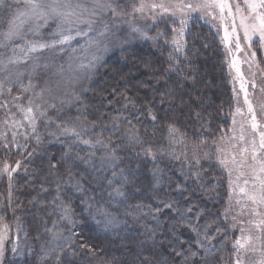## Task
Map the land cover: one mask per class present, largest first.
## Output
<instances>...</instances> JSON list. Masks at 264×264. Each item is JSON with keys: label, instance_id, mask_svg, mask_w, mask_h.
I'll list each match as a JSON object with an SVG mask.
<instances>
[{"label": "trees", "instance_id": "16d2710c", "mask_svg": "<svg viewBox=\"0 0 264 264\" xmlns=\"http://www.w3.org/2000/svg\"><path fill=\"white\" fill-rule=\"evenodd\" d=\"M184 40L181 54L172 52L170 45L149 43L112 53L71 109L74 116L80 115L90 126L96 122L86 139L100 138L108 144L107 149L101 145H74L73 158L76 153L99 157L114 151L119 158L117 172L124 170L119 180L127 193L125 197L109 195L111 169L63 158L72 140L47 141L31 158L28 152L32 149L21 152L0 147V164L7 161L14 166L21 161L11 188L6 177L0 178V198L4 201L0 223L9 225L10 234L20 226L30 243V251L20 259L13 256L6 243L1 264H185V256L190 257L187 264L231 262L236 230L222 215L227 197L224 175L212 178V158H204L200 171L208 169L209 176L185 177L184 167L189 163L174 148L169 127L176 128L174 137L183 140L177 144L195 154L209 152L230 127L232 90L219 40L208 25L199 20L191 22ZM117 116L122 120L118 128H112ZM129 129L139 133V142L128 138ZM148 148L153 155L144 154ZM196 157L199 155L191 157L192 162ZM69 169L71 183H62L68 179ZM215 180L217 184L212 188ZM76 182L80 190L73 187ZM57 196L59 199L54 200ZM61 201L71 209L73 224L60 219L63 211L57 205ZM166 203L182 211L191 207L193 211L181 219L164 207ZM105 213L117 217L121 226L108 229L103 221ZM196 213L201 216L198 218ZM189 223L200 227L201 236L204 228L211 226V253L198 249L197 236ZM217 226L226 232L216 236ZM53 232L67 238L68 247L62 253L55 244V252H48ZM192 252L197 255L191 256ZM57 254L62 256L60 261Z\"/></svg>", "mask_w": 264, "mask_h": 264}, {"label": "snow or ice", "instance_id": "6c2138e0", "mask_svg": "<svg viewBox=\"0 0 264 264\" xmlns=\"http://www.w3.org/2000/svg\"><path fill=\"white\" fill-rule=\"evenodd\" d=\"M0 11L5 12L7 17L4 20L5 27L0 30V96L5 92L12 93L13 88H17L18 94L13 96V106L16 112L22 115V120L11 119L6 116L3 124L11 131V139L7 134L0 133V147L4 150L15 148H27V143L18 142V136H23L27 141L35 138L37 144L40 143L41 137L37 134L38 121L45 124V128L55 125V130L50 131L49 135L62 136L66 138H75L71 144H68V151L63 154L64 159H73L83 161L86 164L94 162V153L81 157L76 153L74 158L72 148L74 145L83 144L95 148L97 145L108 148V144L103 139L97 138L95 141L85 139L84 136L89 132V127L81 116L74 118L69 117L67 120H53L48 115L49 110H56L57 118L63 114L64 105L72 104L79 100V96L73 91L74 84L83 79L88 71L94 67L95 62L99 60L98 52L107 51L108 45L115 40L116 32L119 25L116 23L120 17L134 14H150L155 20L157 14L177 18L180 24L179 29H173L179 37H183L184 30L187 27L188 17L193 12H202L206 16L217 19L216 12H219L218 19L224 27V36L222 42L228 45V55L231 56L230 67L236 71L240 79V91L244 94L243 103L246 106V112L243 108L237 107L233 113V124L237 115L244 118L241 124V134L239 140L246 143L245 147L240 148V160L236 154L231 155V160L227 156L220 159L221 166L229 175V192L228 208L222 213L225 220L230 215V209L233 207L231 196L237 195L235 204L239 206V212L232 216V229L239 227L240 235L236 236L232 242L233 252L230 255L232 264H264V119H258V115L264 118V105L258 108L253 105L249 98L247 85L250 83L251 88L255 90L257 85L253 79L251 82L246 81L240 64L247 63L249 69L259 68L256 62V51L253 50V43H258L259 50L264 52V0H133L131 10L127 6H122V0H0ZM230 17L232 22L228 26L225 24L226 16ZM0 17V20H3ZM238 21V23H237ZM55 25L51 32L47 28ZM133 32H139V28H133ZM47 32V36L45 33ZM242 33V35H241ZM145 38L146 33H142ZM161 35L158 33V36ZM255 38V40H254ZM154 39V38H153ZM242 41L244 42L242 45ZM73 42L76 47H73ZM172 43L176 45L175 51L182 50L180 40L174 38ZM236 53H244V59L238 56H232ZM70 50V51H69ZM44 63H41V60ZM171 59V56L169 57ZM62 60L63 63H57ZM264 77V73H261ZM255 76V73H253ZM25 77L27 81L25 82ZM43 77V85L40 84V78ZM235 91V90H234ZM264 91V89H261ZM27 95V101L21 103L22 98ZM7 110L8 116L15 117L12 113L8 102L0 104ZM155 120L156 117L152 116ZM86 120V118H85ZM122 117H114L111 127L118 128ZM95 121L92 122V129L95 127ZM245 125L249 131L250 139L246 140ZM25 128L24 132H18L13 129ZM31 129V133L27 132ZM177 129L170 126L169 134L175 136ZM234 131V129H230ZM126 135L130 140L139 142V133L129 129ZM235 135L229 139H235ZM223 139V137H222ZM183 140H174V143H182ZM109 143L111 140L109 139ZM204 142L202 141L201 144ZM214 146L215 142H214ZM199 147V145L197 146ZM235 147V145H233ZM217 151L223 153L225 150L217 147ZM145 155H153L150 148L144 149ZM34 155V151L28 152V158ZM177 159L179 157H176ZM100 167L112 171V178L107 180V187L111 189V197H125L127 193L123 189L119 177L124 170L117 172L119 158L112 154L102 155L99 157ZM199 163V160H197ZM231 163L234 166L237 175L235 180L232 179L233 168H229ZM21 161L17 160L15 166H11L5 161L0 166V174H6L11 180L13 174L20 167ZM56 165H52L55 168ZM199 178V173L194 174ZM72 172L68 170V179L62 180V183H71ZM242 180V184L239 181ZM126 182V178L125 181ZM114 184L119 186L113 187ZM73 187L80 190L79 182ZM179 190V185L177 186ZM60 184H57L59 192ZM59 196L54 200H58ZM11 203V191L9 192V204ZM63 211L60 219L67 220L69 224L74 222L71 219V209L61 201L57 205ZM143 205H137V208H143ZM150 207V206H149ZM165 208L175 211L181 219L187 214L192 213L193 209L189 207L186 211L175 208L172 203L164 204ZM157 212L160 209L156 210ZM106 226H115V217L105 213ZM199 218L201 213H196ZM244 216H251L253 219L245 220ZM2 220V217H0ZM179 223V221H178ZM55 225V222H54ZM189 229L197 236L195 244L198 249H203L211 253L213 248L214 236L210 235L211 226L204 228L201 236L198 225L188 224ZM9 225L0 223V231H7ZM49 232L51 230L49 229ZM226 229L216 227V236L225 233ZM175 234V233H174ZM62 233L53 232L51 243L61 249L68 247L65 243ZM83 247V245L81 246ZM13 252H17L15 247ZM55 252V249H52ZM5 255L4 237L0 235V260ZM176 255H183L177 252ZM192 252L191 256H196ZM60 261L62 256L56 255ZM190 257L185 256V264ZM223 259V257H221Z\"/></svg>", "mask_w": 264, "mask_h": 264}, {"label": "rangeland", "instance_id": "374dc122", "mask_svg": "<svg viewBox=\"0 0 264 264\" xmlns=\"http://www.w3.org/2000/svg\"><path fill=\"white\" fill-rule=\"evenodd\" d=\"M132 2H133V0H122V6H127L128 10L130 11ZM216 16H217V19H213L210 16L204 15L202 12L191 13V15L188 17V23H187V27L184 30L183 37H179L175 32H173L174 28L175 29L180 28V24H179V21L177 18H171L169 16H163V15H159V14H157V18L155 20H153L151 18L150 14H145V15L134 14V15H130V16L125 15V16L120 17L119 20L116 21V23L119 25V30L116 32L117 38L115 40H113L108 45L107 51H102V52L97 53V55L100 58H99V60H97L95 62L94 67L88 71V73L85 75V77L83 79L76 82L74 84L73 88H70L69 91H73V89H74L75 94L78 95L79 99H80L82 97V95L89 89V87L91 86L92 82L94 81L98 71L100 70L102 65L105 63L107 58L112 53L119 52V51H121L127 47H132L136 44L149 43L151 45H158V44L170 45L172 52L181 54L184 51L183 50L184 45H185L184 39H185V35L187 33L188 26L190 25V23L193 21H197V20L206 23L208 25V27L215 33L216 37L219 40L221 50H222V54L224 57V63H225L227 75L229 78V83H230L231 90H232V95H233V108L232 109L233 110H232V113L230 116V121H231L230 127L215 142L216 146H213V148L209 152L208 151H202V152H199V154H195L194 152L191 151L190 148L186 149V147L184 145H181L182 143L181 144L175 143L176 145H174V148H178V151H179L178 153H182L183 155H185L184 160H186L187 163H189L191 165L190 166L189 164H186V167H184V169H185L184 176L185 177L191 175L194 178H197L194 174L199 173L200 178L201 177L207 178V176H209L210 173H209L208 169L204 170V171H200L201 170L200 169L201 168V161L204 158L205 159L212 158L211 163L213 165V168L215 169V171H211L212 178L217 177V174H223L224 178H225V184H226L225 189L227 190V197H226V202H225L226 206L224 208V211H225V209L228 208V201H229V197H230L229 175H228L227 171L221 166L220 159L223 158L224 156H227L229 158V160H231V155L233 153H235L237 160L238 161L240 160L239 150H240V148L246 146V143L241 142L239 140V136L241 134V124L243 123L244 118L237 115L235 117L236 123L234 125L233 124V113L235 112L237 107L243 108L244 111L246 112V106L243 103L244 94H243V92L240 91V79L237 77L236 71L230 67V62H231L232 57L228 55V45H226L225 43L222 42V38L224 36V27L221 25V22L218 19V17H219L218 11L216 12ZM225 16L227 17V13H225ZM0 17L4 18L3 20H0V30H3V28L5 27L4 20H6V18H7L5 16L4 11H0ZM231 22H232L231 18L227 17L225 20V24L230 26ZM237 23H238V21H237ZM54 27H55L54 24L51 27H48L47 32H51L54 29ZM133 28H139L140 31L139 32H133L132 31ZM47 32L45 33V36H47ZM142 33H146L147 37H149V38H145L142 35ZM158 33H160L161 35L158 36ZM241 35H242V33H241ZM174 38L180 40L182 45H183L182 50L179 52L175 51L176 45H174L172 43V40ZM254 40H255V38H254ZM243 43L244 42L242 41V45H243ZM76 46H77L76 43L73 42V47H76ZM232 48H233L232 56H238L241 60H243L245 58L243 52L236 53L234 51V45H232ZM252 48L257 53L256 62L259 64V68L257 69L255 67H253L250 70L247 63L240 64L238 66L241 68L246 81L251 82L253 79L255 80L257 88L255 90H253L251 88L250 83L247 85V88H248L250 100L252 101L253 105L258 108L260 105H264V91H261V89H264V77H262V75H261V73H264V52L259 50L258 43L254 42L252 45ZM0 52H5V50L0 49ZM7 54L8 53L5 52V55H7ZM44 62L45 61L42 59L41 63H44ZM56 62L57 63H63L62 60H57ZM253 73H255V76H253ZM26 81H27V78L25 77V82ZM39 82L41 85H43V83H44L43 77L40 78ZM18 91L19 90L14 87L11 94H8L7 92H5L3 96H0V104L8 102L9 108L11 109V112L16 113L15 117L8 116L7 110L3 107H0V133L7 134L9 140L11 139V131H9L8 128L3 124V121L6 118V116L9 118V120H11L13 118L17 119V120H22V115L20 113L16 112V108L13 106V100H12L13 96H16L18 94ZM26 101H27V95H25L20 102L26 104ZM78 101H76L70 105H68V104L64 105L63 114L59 115L58 118H57L56 110H49L48 115L50 117H52L53 120H56L57 122H59V120H67L69 117L74 118L76 116H74L75 115L74 113L73 114L71 113V109L77 105ZM258 119H264V118H261L258 115ZM85 123L89 127V129L91 130V126L89 125V123H87V122H85ZM244 127H245L246 140L250 139V136H249L250 130L247 128V125H245ZM230 129H234V131H230ZM13 130H16L18 132H24L25 128L13 129ZM54 130H55V125H52L50 128L46 129L45 124L41 121H38L37 134L41 137L40 143L37 144L34 137L32 139H29L26 141L23 136H18V142L19 143H21L22 145L27 143V145H28V147L26 149L21 148L20 149L21 152H25L28 149H32V151H34L35 153H39L42 149L40 147L43 146V144L47 141L56 140V141H63L64 142V140H66V139L67 140L68 139L69 140L75 139L74 137L73 138H66V137H62L59 135H57V136L49 135V132L54 131ZM90 130H89V132H90ZM27 132L31 133V129L27 128ZM88 133H87V135H88ZM87 135L84 136L85 139H86ZM233 135H235L236 138L235 139H229L230 137H233ZM222 137H223V139H222ZM171 138H172V143L174 142V140H180L178 137L172 136ZM0 143H2V142H0ZM233 145H235V147H233ZM217 147L222 148L225 151L223 153H220L217 151ZM12 149L16 150L15 148H12ZM103 155H107V154H103ZM197 155H199V157H196L195 162H192L193 158H191V157L197 156ZM99 157L95 156V159L93 162V164H96L98 167H100ZM197 160H199V163H197ZM2 165L3 164H0V166H2ZM228 167L233 168L232 179L235 180L237 172L235 171L234 166L231 163H229ZM102 169H105V168H102ZM108 169H110V168H108ZM188 170L193 171L194 173L189 174ZM194 170H196V171H194ZM5 177L8 181L9 179H8L6 174H0V178H5ZM155 178H157V177L155 176ZM212 178H209V179L212 180ZM217 181L218 180H215L213 182V184L211 185L212 188H214L216 186ZM239 183L242 184V180L239 181ZM231 199H232L233 207H232V209H230V215H229L228 219L226 220L228 222V224H230V225L233 223L232 216L236 215L240 210L239 206L235 204V200L237 199V195L235 193L232 194ZM3 202H4L3 199L0 198V207L2 206ZM110 216H113V215H110ZM243 218L245 220L253 219V217H251V216H244ZM104 219L105 220H103V221L105 222L106 217ZM115 220H116L115 226L114 227L109 226L108 229H110V228L117 229L121 226V221L117 217H115ZM0 222H1V220H0ZM2 223L7 224L5 222H2ZM102 228H105V227H102ZM235 230H236V236L240 235L239 227H237ZM0 235H2L4 237V247L6 246V243L9 242L11 249H13L14 247L16 249H18L17 252L12 251L13 256H15L16 258H18V259L22 258L25 253L30 251V243H29L28 239L26 238L23 229L20 226L16 227L14 234L13 233L10 234L9 228H8L7 231H0ZM236 236H235V238H236ZM54 247H55L54 244L51 243V241H49L48 252H51ZM223 253L224 252L222 251V254ZM227 259H228V257H227ZM2 261H3V258H2V260H0V264L2 263ZM228 264H232V261Z\"/></svg>", "mask_w": 264, "mask_h": 264}]
</instances>
